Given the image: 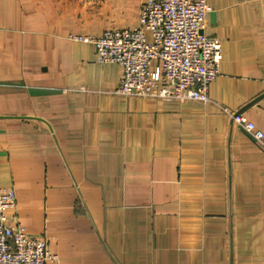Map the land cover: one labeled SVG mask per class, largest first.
<instances>
[{"label": "crops", "instance_id": "0c3cea01", "mask_svg": "<svg viewBox=\"0 0 264 264\" xmlns=\"http://www.w3.org/2000/svg\"><path fill=\"white\" fill-rule=\"evenodd\" d=\"M145 0H0V187L48 264H264V0H206L210 102L122 95L93 42ZM150 37V35H149Z\"/></svg>", "mask_w": 264, "mask_h": 264}, {"label": "built area", "instance_id": "2783aa9c", "mask_svg": "<svg viewBox=\"0 0 264 264\" xmlns=\"http://www.w3.org/2000/svg\"><path fill=\"white\" fill-rule=\"evenodd\" d=\"M209 11L206 0H145L138 27L78 38L95 43L98 62L119 65L117 93L208 103L222 58L220 39L203 32ZM221 109L264 150V127L243 111ZM15 206V190L0 187V264H48L56 259L44 235L28 232L18 218L7 215Z\"/></svg>", "mask_w": 264, "mask_h": 264}]
</instances>
